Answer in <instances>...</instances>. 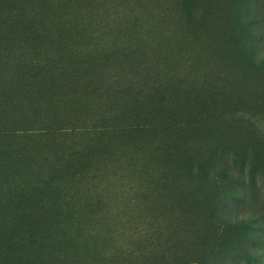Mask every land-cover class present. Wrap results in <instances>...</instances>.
<instances>
[{"label":"rangeland","instance_id":"374dc122","mask_svg":"<svg viewBox=\"0 0 264 264\" xmlns=\"http://www.w3.org/2000/svg\"><path fill=\"white\" fill-rule=\"evenodd\" d=\"M0 264H264V0H0Z\"/></svg>","mask_w":264,"mask_h":264}]
</instances>
